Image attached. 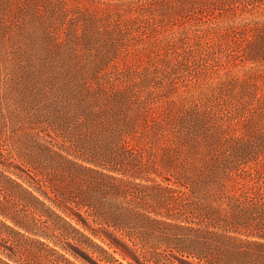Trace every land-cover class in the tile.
Here are the masks:
<instances>
[{"label":"rangeland","instance_id":"obj_1","mask_svg":"<svg viewBox=\"0 0 264 264\" xmlns=\"http://www.w3.org/2000/svg\"><path fill=\"white\" fill-rule=\"evenodd\" d=\"M122 1L128 0H0V199L7 210L25 215L35 226L33 230H40L43 223L50 225L51 220L62 223L55 214L42 222L45 216L33 206L40 203L33 202L25 189L6 176L15 178L44 202L42 208L66 216L103 244L107 251L101 254L108 260L88 251L99 264L131 263L56 204L66 200L70 208L87 217L90 226L97 227L102 224L93 221L91 212L79 202L89 200L109 223L112 219L104 214L109 194L95 174L68 171L55 150L93 166L94 160L106 158L104 154H117L115 142L125 139L135 149H142L144 160L152 167L147 170L152 172L159 166V156L170 147L171 179L176 174L173 170L180 168L179 154L173 150H180L176 127L170 126L167 140H158L154 121L170 123L181 110L200 105L216 116L210 130L216 133L219 128L220 149L264 153V70L185 72L156 67L162 51L141 39V31L130 30L132 33L126 32L129 35L119 40L118 15L123 19L135 15L125 11L119 4ZM206 152L209 156L211 148ZM133 153L129 158L135 164L139 153ZM200 156L207 161L202 152ZM160 206L165 210L170 203L160 202ZM6 221L12 225L10 219ZM139 224L141 221L131 218L128 230L138 231ZM0 230V258L11 264L18 263L6 255L5 242L19 245L16 248L24 252L29 264L91 262L85 253L62 248L55 241L58 236L23 231L24 236L1 224ZM47 232L55 231L51 227ZM194 260L177 253L156 231L148 236L139 261L193 264Z\"/></svg>","mask_w":264,"mask_h":264},{"label":"trees","instance_id":"obj_2","mask_svg":"<svg viewBox=\"0 0 264 264\" xmlns=\"http://www.w3.org/2000/svg\"><path fill=\"white\" fill-rule=\"evenodd\" d=\"M119 4L135 14L125 19L118 15L119 40L125 39L130 30L144 31L139 33L140 38L148 40L155 51H162L156 67L185 72L264 70V0H128ZM154 4L160 8H152ZM181 111L170 123L155 120L153 124L158 140H167L170 126L176 127L180 150H173L179 154L180 168L173 170L176 174L171 179L170 147L159 156V166L152 172L147 170L152 167L144 160L142 149H135L125 139L115 142L117 154L110 151L104 154V160H94L97 162L93 166L57 149L55 153L68 171H87L103 181L109 194L104 214L112 220L109 223L103 220L102 211L89 200L79 203L87 207L93 221L102 226H90L87 217L70 208L64 198L65 201L55 200L56 205L131 264H140V251L146 248L148 236L156 231L177 253L194 258L193 264H264V153L261 155L251 149V152L220 149L218 126L216 133L210 130L216 118L213 111H205L200 105ZM205 141V147L200 149ZM208 147L211 148L209 156ZM201 152L203 157H208L207 161L202 159ZM132 153H139L135 164L133 158H129ZM6 177L25 189L33 202L40 203L33 206L45 216L42 222L50 220L52 214L62 221L51 220L50 225L43 223L40 230H33L35 226L25 215L7 210L0 199V224L6 230L22 235L23 231H41L39 233L48 238L55 235L58 236L55 241L62 248H71L80 255L85 253L84 257L91 259L90 264L99 262L91 258L88 251L96 252L98 259L104 255L108 260L101 254L107 251L103 244L66 216L50 207L42 208L44 202L37 195L15 178ZM147 199L156 202L146 203ZM160 202L170 203V206L162 210L165 206H160ZM131 218L142 223L136 232L128 230ZM51 227L54 234L47 232ZM5 243L3 249L8 250L4 252L10 259L18 264H29L23 258L24 252L16 248L19 245ZM60 255L64 261L68 260L63 253ZM0 264L11 262L0 258Z\"/></svg>","mask_w":264,"mask_h":264}]
</instances>
